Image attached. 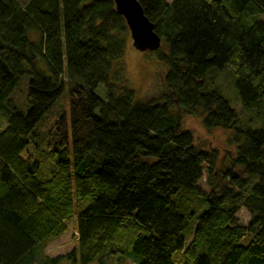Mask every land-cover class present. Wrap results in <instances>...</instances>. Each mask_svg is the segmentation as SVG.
Here are the masks:
<instances>
[{
    "label": "trees",
    "instance_id": "obj_1",
    "mask_svg": "<svg viewBox=\"0 0 264 264\" xmlns=\"http://www.w3.org/2000/svg\"><path fill=\"white\" fill-rule=\"evenodd\" d=\"M138 1L162 39L148 100L113 0H0V264H264V0ZM187 117L228 140L200 147Z\"/></svg>",
    "mask_w": 264,
    "mask_h": 264
},
{
    "label": "rangeland",
    "instance_id": "obj_2",
    "mask_svg": "<svg viewBox=\"0 0 264 264\" xmlns=\"http://www.w3.org/2000/svg\"><path fill=\"white\" fill-rule=\"evenodd\" d=\"M175 0H168V2L173 3ZM132 42V40H130ZM154 57L156 54H151L150 52H140L134 48L133 43H129L127 46L125 54V68L126 75L128 78V84L132 87L139 98L148 100L150 98L156 97L160 94L162 89L161 79L159 68L153 63ZM216 75V74H214ZM215 86L222 92L223 96L230 102L231 106L237 111H241V104L238 101V92L235 86V73L232 69H227L222 73L215 76ZM24 88L20 89L15 95L16 100L18 101L19 107H23L22 103L24 99ZM97 95L102 99H105L107 96V91L104 86H100L96 90ZM63 100V103L68 108V100ZM25 109V108H21ZM69 108L67 109V113ZM57 112L52 114L53 118ZM51 117V114L48 115L47 119ZM52 122V121H51ZM5 122L0 117V129H4ZM186 127L190 129L195 137L196 143L202 148H210L212 146L217 147L218 142L225 143L228 140L229 133L223 130H213L208 132L204 130L201 126L199 120L193 117H187ZM201 187L206 188L205 179L200 184ZM237 218L239 222L243 225H247L250 217L246 210L242 209L238 214ZM77 227V222H71L69 232L63 235L60 239L54 241L47 249L46 253L49 256L55 257L58 255H66L70 253L76 246L75 235L77 236L74 228ZM189 243V240L187 244Z\"/></svg>",
    "mask_w": 264,
    "mask_h": 264
},
{
    "label": "water",
    "instance_id": "obj_3",
    "mask_svg": "<svg viewBox=\"0 0 264 264\" xmlns=\"http://www.w3.org/2000/svg\"><path fill=\"white\" fill-rule=\"evenodd\" d=\"M117 12L126 20L134 48L140 52H156L162 46L154 24L146 17L138 0H113Z\"/></svg>",
    "mask_w": 264,
    "mask_h": 264
}]
</instances>
